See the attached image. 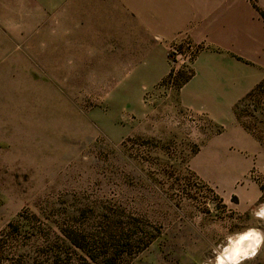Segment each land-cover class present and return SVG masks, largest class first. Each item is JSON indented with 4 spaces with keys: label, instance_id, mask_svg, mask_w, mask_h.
<instances>
[{
    "label": "rangeland",
    "instance_id": "1",
    "mask_svg": "<svg viewBox=\"0 0 264 264\" xmlns=\"http://www.w3.org/2000/svg\"><path fill=\"white\" fill-rule=\"evenodd\" d=\"M16 37L0 35V264H216L249 229L263 240L239 264H264V145L241 122L261 153L211 145L221 127L174 99L199 45L171 42L168 74L141 92L136 59ZM244 106L264 141V89Z\"/></svg>",
    "mask_w": 264,
    "mask_h": 264
},
{
    "label": "crops",
    "instance_id": "2",
    "mask_svg": "<svg viewBox=\"0 0 264 264\" xmlns=\"http://www.w3.org/2000/svg\"><path fill=\"white\" fill-rule=\"evenodd\" d=\"M262 10L264 0H0V35L41 42L42 51L65 42L63 50L78 56L136 59L130 74L141 92L168 74V46L186 36L200 49L176 103L221 127L211 145L226 148L232 138L254 154L260 143L235 106L264 79ZM102 42L114 43L116 53Z\"/></svg>",
    "mask_w": 264,
    "mask_h": 264
},
{
    "label": "bare ground",
    "instance_id": "3",
    "mask_svg": "<svg viewBox=\"0 0 264 264\" xmlns=\"http://www.w3.org/2000/svg\"><path fill=\"white\" fill-rule=\"evenodd\" d=\"M264 211V210H263ZM247 236V239L244 237ZM259 241L257 244L256 241ZM263 240V234L256 229H249L247 232H244L235 238L233 237L230 244L226 246L224 251L218 255L219 258H223L227 261V258L233 251L238 250L239 260L244 259L248 256L253 255L258 248L260 247ZM246 254V255H245ZM217 261V260H216ZM228 264H231L228 261Z\"/></svg>",
    "mask_w": 264,
    "mask_h": 264
},
{
    "label": "trees",
    "instance_id": "4",
    "mask_svg": "<svg viewBox=\"0 0 264 264\" xmlns=\"http://www.w3.org/2000/svg\"><path fill=\"white\" fill-rule=\"evenodd\" d=\"M262 15L264 16V12H262ZM184 75V76H183ZM182 76L184 77L182 81H180L181 83L179 85H182L183 83H185L192 75V73L190 74H183ZM173 77H171L172 79ZM170 79V80H171ZM264 89V79L253 89L251 90L244 98H242L235 106V113L236 116L238 118V120L243 124V126L250 131L251 133H253L260 141L261 143L264 145V141L262 139V136L260 134H257L250 126H248L247 124H245L244 122V117L248 114L247 109H245L246 107L244 106V104L246 103V101H248L252 96H254L255 94L257 95L261 90ZM255 111L258 110V107H256L254 109ZM245 112V113H244ZM245 115V116H244ZM255 118V115H253Z\"/></svg>",
    "mask_w": 264,
    "mask_h": 264
},
{
    "label": "built area",
    "instance_id": "5",
    "mask_svg": "<svg viewBox=\"0 0 264 264\" xmlns=\"http://www.w3.org/2000/svg\"><path fill=\"white\" fill-rule=\"evenodd\" d=\"M185 47H187L186 52L180 51L179 49H177V45H173L170 49L171 50V60L173 64L175 65L176 69L180 68L182 65L189 64L191 60L193 59V57L196 55L195 51L197 47L193 45L191 42L189 41L186 42ZM173 71L175 73L174 69Z\"/></svg>",
    "mask_w": 264,
    "mask_h": 264
},
{
    "label": "clouds",
    "instance_id": "6",
    "mask_svg": "<svg viewBox=\"0 0 264 264\" xmlns=\"http://www.w3.org/2000/svg\"><path fill=\"white\" fill-rule=\"evenodd\" d=\"M259 215H264V212L260 213ZM248 237L245 236L244 239H247ZM256 243L258 244L259 241L257 240ZM255 253H253L254 255ZM246 255V254H245ZM239 255H238V250L233 251L231 255L228 256L227 261L223 258H217L216 264H228V261L231 262V264H239Z\"/></svg>",
    "mask_w": 264,
    "mask_h": 264
}]
</instances>
